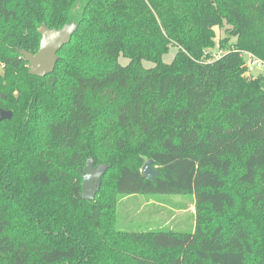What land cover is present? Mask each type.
Returning <instances> with one entry per match:
<instances>
[{
    "label": "trees",
    "instance_id": "trees-1",
    "mask_svg": "<svg viewBox=\"0 0 264 264\" xmlns=\"http://www.w3.org/2000/svg\"><path fill=\"white\" fill-rule=\"evenodd\" d=\"M70 23L53 73L29 75L18 51ZM243 53L264 62V0H0V260L98 264L102 241L128 238L155 264H264V72L247 76ZM88 159L108 167L93 201L80 198ZM235 160L253 194L234 224L115 230L116 201L135 194H192L201 217L224 216Z\"/></svg>",
    "mask_w": 264,
    "mask_h": 264
},
{
    "label": "rangeland",
    "instance_id": "rangeland-1",
    "mask_svg": "<svg viewBox=\"0 0 264 264\" xmlns=\"http://www.w3.org/2000/svg\"><path fill=\"white\" fill-rule=\"evenodd\" d=\"M215 47L209 51L212 59H218L225 51L220 49L218 42L226 37L224 28H215ZM234 41V39H231ZM176 53V49L171 48L169 53L163 57L165 63H170ZM121 65H126L127 60L120 58ZM145 68L152 67L151 63L143 62ZM259 72L255 71L252 77H255ZM4 97V96H3ZM99 116H107L112 118L110 114H100ZM98 116V117H99ZM99 117L98 119H100ZM117 136L111 135L109 142H113ZM107 139L102 144L106 149ZM144 165V164H143ZM241 168L237 160L234 162V167L227 178L226 186L234 194L235 206L228 210L222 217H213L211 221L207 218L201 217L203 214L197 213L195 197L192 194H135L129 196H121L116 201V208L114 214V228L117 231L126 233H145L150 231H173L187 233L194 230L200 224L202 228L204 225L211 227L218 222L235 223L236 213L245 205V208L250 209L251 199H248L253 194V188L247 187L245 184L238 182V174ZM112 174L106 177V183L112 182ZM106 194V191H105ZM103 217H109L106 212ZM118 242V246L125 247L123 249H115L109 246V243H114L113 240L102 241L103 246L97 247L95 255L98 259V264H155L157 255L149 251L146 242L133 241L128 238L114 240ZM134 246L135 248H130ZM134 250V251H132ZM140 261V263H138ZM0 264H4L0 260ZM71 264V263H69ZM95 264V263H94Z\"/></svg>",
    "mask_w": 264,
    "mask_h": 264
},
{
    "label": "water",
    "instance_id": "water-1",
    "mask_svg": "<svg viewBox=\"0 0 264 264\" xmlns=\"http://www.w3.org/2000/svg\"><path fill=\"white\" fill-rule=\"evenodd\" d=\"M76 30L77 24L75 23L64 24L60 29H50L45 24H42L38 30L40 41L36 53H30L24 49L18 51L19 55L27 63L28 74L42 78L53 73L58 59V52L70 42ZM11 117V111L0 109V121L10 120ZM107 168L105 164L95 165L93 159L86 160L83 171H79L81 177V199L94 200L100 190L102 177ZM141 172L146 179H151L152 181L159 176V173L153 168L152 160H147L144 163Z\"/></svg>",
    "mask_w": 264,
    "mask_h": 264
},
{
    "label": "built area",
    "instance_id": "built-area-1",
    "mask_svg": "<svg viewBox=\"0 0 264 264\" xmlns=\"http://www.w3.org/2000/svg\"><path fill=\"white\" fill-rule=\"evenodd\" d=\"M242 59L245 62L246 65V72L245 74L247 76L253 75L255 71L264 72V62L260 59L256 58L255 56L249 54V53H243L241 54Z\"/></svg>",
    "mask_w": 264,
    "mask_h": 264
}]
</instances>
